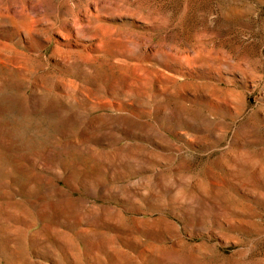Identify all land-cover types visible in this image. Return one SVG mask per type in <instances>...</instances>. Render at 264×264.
Returning a JSON list of instances; mask_svg holds the SVG:
<instances>
[{
    "label": "rangeland",
    "instance_id": "374dc122",
    "mask_svg": "<svg viewBox=\"0 0 264 264\" xmlns=\"http://www.w3.org/2000/svg\"><path fill=\"white\" fill-rule=\"evenodd\" d=\"M0 264H264V0H0Z\"/></svg>",
    "mask_w": 264,
    "mask_h": 264
}]
</instances>
